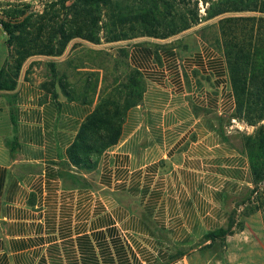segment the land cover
<instances>
[{"label": "crops", "instance_id": "1", "mask_svg": "<svg viewBox=\"0 0 264 264\" xmlns=\"http://www.w3.org/2000/svg\"><path fill=\"white\" fill-rule=\"evenodd\" d=\"M6 38L0 25V67ZM173 41L124 47L143 77L142 100L126 110L119 141L96 170L75 174L82 184L63 178L59 163L115 85L106 46L88 43L86 59L69 56L71 74L93 77L87 102L58 87L69 47L58 57H30L15 90L0 92V264H166L224 226L227 202L249 176L229 138L232 126L222 123L232 122L235 108L225 60L203 39L187 52ZM50 80L56 94L41 87Z\"/></svg>", "mask_w": 264, "mask_h": 264}, {"label": "trees", "instance_id": "2", "mask_svg": "<svg viewBox=\"0 0 264 264\" xmlns=\"http://www.w3.org/2000/svg\"><path fill=\"white\" fill-rule=\"evenodd\" d=\"M42 3L41 12L26 3L7 4L8 8L0 11V25L9 52L0 67V92L15 90L27 59L61 56L74 40L92 45L138 37L166 40L199 26L196 34L204 41H213L222 50L235 103L232 119L255 128L250 135L238 132L237 136L246 155L252 185L246 199L250 206L244 215L264 213V0H46ZM112 57L115 85L81 124L66 150L67 161L59 163L60 175L73 183H83L75 174L96 170L100 155L119 141L126 110L142 100L144 80L139 71L128 65L127 49L120 47ZM119 64L124 67V77L119 73ZM50 65L55 75L54 65ZM65 78L58 80L61 92L68 99L87 102L86 97L80 96L81 99L70 89ZM90 85L85 83L84 92ZM41 87L56 94L53 80ZM14 143V139L9 143L11 151ZM238 217L232 211L227 215L226 227L207 232L196 248L177 251L166 264L217 243L225 249L227 237L243 229L242 223L237 224Z\"/></svg>", "mask_w": 264, "mask_h": 264}, {"label": "rangeland", "instance_id": "3", "mask_svg": "<svg viewBox=\"0 0 264 264\" xmlns=\"http://www.w3.org/2000/svg\"><path fill=\"white\" fill-rule=\"evenodd\" d=\"M43 1L46 0H14V6L20 5L22 3L30 4L33 10L37 12H41L43 10ZM7 6V2L0 3V7H3L5 10V7ZM246 15V14H244ZM214 22V21H213ZM216 22V21H215ZM204 25V24H202ZM198 27H194L188 31H185L175 37H171L166 40L171 39H178V41H173L172 44H178L179 42V48L181 51H189L188 49L193 46L195 43L196 38H200L196 31L198 30ZM212 33V32H211ZM213 34V33H212ZM160 40L155 39L151 37H138L126 41H121L117 43L112 44H102L106 46L105 48L109 50L107 54L109 55H116L118 49L120 47L129 46L132 44L133 41L137 40ZM202 39V38H200ZM210 46L218 50L222 54V50L217 48L213 41L207 42ZM88 43L85 41H74L70 43L68 46L69 52L67 56L65 57V61H63L62 66H60L59 74L61 77H66L65 82H67L70 86V89H73L76 91L77 96H83L84 94V85L86 82L88 84H91L88 91L92 89L95 85L93 82V77L90 75H73L68 70V65H70V59L69 56H76L81 55V58L86 59L87 52L89 51ZM184 49V50H183ZM223 55V54H222ZM33 64H36L33 63ZM114 70V68H113ZM119 73L121 76L124 77L125 70L122 64H119ZM114 74L115 70H114ZM116 78V76H115ZM87 91V92H88ZM81 98V97H80ZM235 122H229L226 119H222V123L225 124V126L228 128L229 126H232V128H228V131L230 132L229 138L231 140L232 145L236 148L237 151L242 153L241 144L239 141L238 132L239 133H246L248 135L252 134L255 130L254 127L247 126L244 122L233 119ZM242 155H245V153H242ZM248 184H244L241 192L239 195L232 197V199L228 200L227 202V215L230 214L232 211H236L239 214L237 224L242 223L243 229L240 232H236L233 236L227 237L226 241V247L225 249H222L218 243L213 245L210 249L203 250V253H198L196 256H192L191 259H189V264H259L260 261L257 260V253L260 252L262 246H264V213L261 211H256L248 216L244 215L247 209L249 208V204L246 201L249 190L252 188V185L250 184V178L248 176L247 180ZM227 224V216L223 227H226ZM198 245V244H197ZM197 245L191 246L192 248H196ZM180 252H183L182 250H177ZM198 252V251H197Z\"/></svg>", "mask_w": 264, "mask_h": 264}, {"label": "built area", "instance_id": "4", "mask_svg": "<svg viewBox=\"0 0 264 264\" xmlns=\"http://www.w3.org/2000/svg\"><path fill=\"white\" fill-rule=\"evenodd\" d=\"M2 2H7V4L10 5V4H13V3H14V0H0V3H2ZM9 5H7V6L5 7V9L8 8ZM2 10H4V8H3V7H0V11H2ZM0 13H1V12H0ZM233 122H235V120H232V123H233Z\"/></svg>", "mask_w": 264, "mask_h": 264}, {"label": "water", "instance_id": "5", "mask_svg": "<svg viewBox=\"0 0 264 264\" xmlns=\"http://www.w3.org/2000/svg\"><path fill=\"white\" fill-rule=\"evenodd\" d=\"M2 17V15L0 14V18ZM25 16L22 17V19L24 18Z\"/></svg>", "mask_w": 264, "mask_h": 264}]
</instances>
